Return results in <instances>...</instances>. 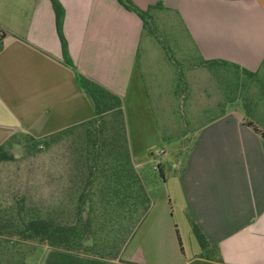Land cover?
Wrapping results in <instances>:
<instances>
[{
	"label": "crops",
	"instance_id": "crops-1",
	"mask_svg": "<svg viewBox=\"0 0 264 264\" xmlns=\"http://www.w3.org/2000/svg\"><path fill=\"white\" fill-rule=\"evenodd\" d=\"M57 1L64 47L51 0H0V146L15 134L41 139L93 118L80 73L119 97L141 177L136 155L158 136L148 78L159 85L138 58L142 19L121 0ZM123 1L176 14L200 61L264 74V0ZM252 102L262 112L255 118H234L224 109L201 122L177 175L187 231L197 239L195 226L204 248L180 249L171 216L154 213L151 200L117 259L38 243L30 264H264V95ZM70 158L72 190L79 172ZM8 186L0 183V240L15 235L7 223L25 220L14 217Z\"/></svg>",
	"mask_w": 264,
	"mask_h": 264
},
{
	"label": "rangeland",
	"instance_id": "rangeland-1",
	"mask_svg": "<svg viewBox=\"0 0 264 264\" xmlns=\"http://www.w3.org/2000/svg\"><path fill=\"white\" fill-rule=\"evenodd\" d=\"M139 9L142 34L138 58L149 64L159 81L156 87L150 85L149 78L147 81L158 136L147 142L146 151L136 155L139 174L154 204L153 212L164 209L177 227L181 247L194 252L200 250V244L187 231L177 179L192 144L193 132L201 122L224 109L232 110L228 112L234 118L249 117V113L255 118L262 113L251 107L254 96L264 95V74L251 75L224 63L200 61L176 14H165L158 8ZM144 52L152 57H144ZM91 91L99 110L106 112L94 124L41 139L15 134L2 146L0 183L13 185L15 218L25 219L23 222L31 218L49 220L50 224L69 230L70 244L75 250L114 260L143 214L140 197L135 199L134 206L128 207L124 204L133 199L122 202L120 195L112 188L107 189L100 178L89 185L83 178H74V186L79 188L67 189L70 157L88 147L92 138L87 137V129L92 133L99 129L103 138L116 136L121 142L127 134L124 118L116 110L117 98L100 86L91 87ZM88 188L89 193L80 197ZM16 223H7L14 237L0 240V264H26L25 260L30 264L36 259L32 251L38 242L22 239L24 224L17 227ZM66 245L65 240L59 242V246Z\"/></svg>",
	"mask_w": 264,
	"mask_h": 264
},
{
	"label": "trees",
	"instance_id": "trees-1",
	"mask_svg": "<svg viewBox=\"0 0 264 264\" xmlns=\"http://www.w3.org/2000/svg\"><path fill=\"white\" fill-rule=\"evenodd\" d=\"M53 9L56 14L57 19V30L61 38L62 45L64 47V39L60 32V19L62 16L61 6L59 5L57 0H51ZM123 4H126L127 7L133 9L137 14L142 17L141 11L138 7L127 4L125 1L121 0ZM0 35V39H1ZM77 78L81 83L82 87L87 91L89 97L91 98L95 116L88 121L80 123L76 126L71 128L65 129L66 131L71 130L77 126L83 125H90L94 124L98 120V116L100 114L105 113L106 111H101L98 108L99 103L96 100V97L93 95L91 91V87L99 86L95 82L91 81L90 79L84 77L82 74L77 73ZM101 87V86H100ZM112 96L117 98V111L123 116V112L121 109V101L118 96L114 95L113 93L107 91ZM104 122V120H103ZM100 126V125H98ZM123 127L124 132V120H123ZM256 129V128H255ZM62 130V131H65ZM59 131L57 133H61ZM87 137L89 138V145L86 148H82L81 150L76 151L73 153V166L76 167L77 171L79 172L76 175L77 179H82L89 185L92 182L96 181L97 179H102L105 184H107V189L112 188L114 189L117 195H120V200L125 199H133V202L125 203L128 207H132L135 205V199L140 197L141 205L143 206V214L149 209L151 205V199L149 198L144 185L142 184L138 173L135 171L133 163L131 161L129 146L127 136L121 142L116 136H109L107 138H103L101 136L102 131L96 129L94 133L91 132L90 129L85 131ZM56 134V133H55ZM262 136L264 137V132H261ZM54 135V134H51ZM48 135V136H51ZM46 137V136H45ZM3 153L2 146H0V154ZM87 185V186H88ZM88 189L83 191L84 194H81L80 197L86 196L89 192ZM134 192V193H133ZM81 209V207H80ZM24 221V220H23ZM19 221L15 224L17 227H21L24 224L23 232H22V239L29 240L33 239L36 240L38 243H46L51 246H59V242L66 241V246H60L63 248H73L70 244V232L65 228L56 227L55 225L50 224L49 220L42 219V218H31L27 219V221L23 222ZM193 230L197 236L199 244L201 247L206 246V242L204 238L200 235L198 229L194 226ZM178 237V233H177ZM178 242L180 245V249H182L180 244V239L178 237Z\"/></svg>",
	"mask_w": 264,
	"mask_h": 264
}]
</instances>
